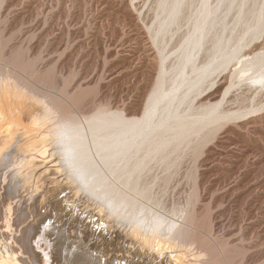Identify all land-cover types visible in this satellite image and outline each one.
<instances>
[{"label":"rangeland","instance_id":"obj_1","mask_svg":"<svg viewBox=\"0 0 264 264\" xmlns=\"http://www.w3.org/2000/svg\"><path fill=\"white\" fill-rule=\"evenodd\" d=\"M199 1L0 0V104L49 129L73 117L86 135L88 146L81 147L95 192L58 190L56 210L40 195L38 209L51 210L40 227L53 246L76 217L95 237L112 241L92 250L95 260L88 264L119 255L112 229L135 226L154 234L153 257L126 238L120 264H167L178 256L186 264H264V0H235L234 13L205 30L194 48L198 69L189 72L193 60L184 69L197 78V89L182 96L180 88L172 101L162 97L126 150L96 149L87 124L102 112L141 117L161 56L165 85L179 79L190 44L193 20L187 19ZM215 29L222 64L211 72L203 66L215 51ZM116 123L100 131L113 133ZM12 158L0 165L3 196L18 180L13 172L21 164ZM32 190L20 193L28 199ZM14 196L12 210L19 206ZM5 211L4 220L13 217ZM79 246L69 251L81 252Z\"/></svg>","mask_w":264,"mask_h":264},{"label":"bare ground","instance_id":"obj_2","mask_svg":"<svg viewBox=\"0 0 264 264\" xmlns=\"http://www.w3.org/2000/svg\"><path fill=\"white\" fill-rule=\"evenodd\" d=\"M236 4L237 3H235V0L199 1V4L195 6L187 19L190 20L192 18L193 20L192 25L187 31L186 37V41H190V44L180 63V65H182L180 66L181 72L178 74L180 76L179 79L174 78L171 80V82H168V84L165 85L166 82L163 79V69H165L163 60H165V56H161V70L158 72L159 74L156 79V83H154V87L149 94L141 117L124 118L123 115H121V112L114 111L108 113H97L93 117L95 121H88L87 124L92 130V141L96 149H111L113 151L126 150L129 147L128 140L130 143L133 141L135 142V136L137 137L142 131L144 127L142 124L148 114L156 113L158 107L157 104L162 97L166 96L169 98V101H172L174 97L178 96L177 92L180 88H184L181 92L182 96L191 92H195L198 87H196L197 78L188 76V71L186 72L184 70L186 66L185 64L186 62L191 63L193 60L189 72H193L195 69H198L196 68L197 66H194V59L196 56L194 51L195 46L200 44L201 37L205 30L208 31L210 26H216L219 23V20L222 24V17H227L231 10L234 13ZM178 8L175 6L174 10L169 12L167 17L169 19L175 17L174 13ZM162 21L164 22V20ZM213 36L215 40H212V46L215 51L213 56H211L203 66L204 70L208 67H212L210 69L211 72L216 70L222 64V61L219 60L220 51L218 49V29H215ZM233 51H236V47H234L230 53ZM208 73L205 75L202 74L201 76H206ZM183 81H185L184 84ZM198 94H194L195 96H193L196 97ZM8 104H0V119L3 121H1V124L6 125L8 122L7 126H0V165L5 157H13L15 160H19L21 166L20 168L18 167L19 169H17V171L13 172L18 178L17 182L13 183V188L11 187L12 185H9L8 187L10 188L6 187L7 190L6 193H4V196L0 194L2 195L0 197V264H52L53 262H56V264H61L62 262L63 264H67L68 262H70V264H85L84 262H86L88 264L90 261L95 260L91 253L92 250H95L100 246H103L102 249L105 250V247L112 244V241L106 242V240L103 239V236L100 234L95 237L93 232L87 230L88 225L82 223V221L76 217L74 219L76 224H66V228L71 231L66 230V232H68L67 235H63V233H65L64 231H59V238L62 239V242L59 243L58 247L55 245L53 246L48 242L45 228L40 227V224L43 222L42 220L51 216V210L48 211L46 209L44 213H41L38 209L39 207L43 206L41 200H39L40 195H43L44 201L48 202L52 209L56 210L59 208L60 201L53 200L54 202H52V199L56 197L58 190L61 191L66 188H70V190L74 189L76 192H81L82 190L80 191V189H83L88 193L95 192L96 187L91 184V179L89 178L90 176L86 174L88 173V163L84 162V160L88 158V154L84 152L81 147L82 145L85 147L88 146V144L85 145L86 139H84V137L86 135L84 132H82V129L79 127L75 119L68 115V117H65L59 122V124H54V127L49 129L47 126L46 128L42 123L41 124L43 126L39 123L37 124V121L33 118V116L32 118L28 119L27 116H29V114L27 115V113H24V115H22V113L21 115L16 114L15 112L6 113L8 107H10ZM215 107L216 105L214 106V109H216ZM176 108L173 109V111L169 110L167 113H175ZM5 120L7 122H4ZM114 122L120 124L117 129L115 128V132L109 133L100 131L102 129V125ZM18 163H16V165H18ZM10 164H14L13 161ZM5 167H2V169ZM85 175H87L88 178H85ZM15 179L16 178L14 177V180ZM32 180L34 181L33 185L31 184ZM53 183L54 185L51 186ZM34 184L38 185H35L34 187ZM28 188L31 190L33 188V190L32 192H28L29 194L27 193L28 199H26L25 196L21 195L20 191H26ZM16 194L17 198L19 197L16 199V204L19 203V206L17 209L12 210V202L10 200L13 201V198L16 197L14 195ZM77 194L78 193H75V195ZM29 202L30 204H28ZM4 205H6L4 209H6V211L8 210L7 212L12 213V218L8 217L9 219L5 218L4 220ZM7 214L8 213H6V215ZM77 224H80V227H77ZM105 230L108 231L109 229ZM141 231L142 230H140L139 226H135L132 229L130 228L128 231L124 229L113 228L112 233L115 234L113 251L117 253L120 252V254L116 255L113 252L114 254L112 253L109 258L106 259L105 264H109L110 260H118L117 264H120V260L123 259V255L121 253L126 250V247L124 250V246L122 247L119 244L122 242L124 243L126 238L129 240L130 245L133 244L134 241L137 242L143 251L142 253L147 255V252H149V256L153 257L152 251L156 245H154L155 236L152 233L145 234ZM90 237L91 239H89ZM98 238L103 239V241H101L102 244L98 243ZM69 240L71 241L66 244V241ZM166 242L167 241H165V243ZM77 243L80 244L79 248L82 246L81 252H75V250L69 251L75 248ZM162 247H164V245ZM38 248L41 249L40 252L36 250ZM51 249L56 250V252H52ZM136 252L138 251L135 250L134 253ZM169 253H171V251H169ZM161 254L159 253V256ZM51 258L52 261L50 260ZM175 258L176 259H174L175 261L173 263L171 262L167 264H186L184 262L185 259L182 257V261L180 260L181 258H179V256L178 258ZM93 264L98 263L93 262ZM111 264L113 263L111 262Z\"/></svg>","mask_w":264,"mask_h":264}]
</instances>
